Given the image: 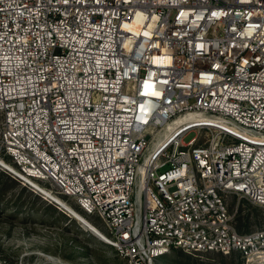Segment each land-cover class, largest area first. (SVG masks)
I'll use <instances>...</instances> for the list:
<instances>
[{
	"label": "built area",
	"instance_id": "built-area-1",
	"mask_svg": "<svg viewBox=\"0 0 264 264\" xmlns=\"http://www.w3.org/2000/svg\"><path fill=\"white\" fill-rule=\"evenodd\" d=\"M0 147L126 264H264L229 207L264 209V0H0Z\"/></svg>",
	"mask_w": 264,
	"mask_h": 264
},
{
	"label": "rangeland",
	"instance_id": "rangeland-1",
	"mask_svg": "<svg viewBox=\"0 0 264 264\" xmlns=\"http://www.w3.org/2000/svg\"><path fill=\"white\" fill-rule=\"evenodd\" d=\"M195 136L196 132L191 131L183 140L187 143ZM8 161L6 156L1 157L0 147V264H126L113 247L85 229L66 209L89 221L76 206L36 182L31 184L37 190L21 184L8 173L14 171ZM229 207L237 231L245 233L264 226L263 208L235 197ZM93 221L106 232L98 220ZM155 264L243 263L237 255H198L173 250Z\"/></svg>",
	"mask_w": 264,
	"mask_h": 264
},
{
	"label": "bare ground",
	"instance_id": "bare-ground-1",
	"mask_svg": "<svg viewBox=\"0 0 264 264\" xmlns=\"http://www.w3.org/2000/svg\"><path fill=\"white\" fill-rule=\"evenodd\" d=\"M195 117H196L195 115H185L183 117L176 119L174 122L169 123L167 126H165V129L162 131V134L158 137L156 142L159 143V145L164 144L174 135V133L176 132L175 128L177 127V125H180L189 120H192ZM11 171L14 173H18L15 168H14V171L13 170ZM66 209L68 212L72 214V216H74L76 220H78L83 225L85 229L90 231L96 237H99L101 240L108 239V237H106L97 227H95L89 221L84 219L82 216H80L79 214L71 210L70 208L67 207ZM57 264H60V262H58Z\"/></svg>",
	"mask_w": 264,
	"mask_h": 264
}]
</instances>
